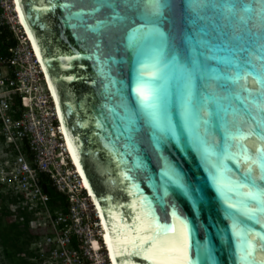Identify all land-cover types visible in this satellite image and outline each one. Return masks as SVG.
Here are the masks:
<instances>
[{"label": "water", "instance_id": "1", "mask_svg": "<svg viewBox=\"0 0 264 264\" xmlns=\"http://www.w3.org/2000/svg\"><path fill=\"white\" fill-rule=\"evenodd\" d=\"M16 1L52 85L71 149L102 214L108 241L114 236L113 224L120 227L132 223L140 198L144 197L151 201L161 223L171 224L173 208L187 217L194 226L193 236L211 241L217 264H236V242L209 179L215 157L205 158L190 146L175 96L173 121L178 139L153 128L138 104L134 85L143 59L141 45L149 41L140 33L134 45L132 34L146 22L143 16L147 0H130L139 7H122L123 19L109 23L103 32L88 28L95 18L74 15L80 8L90 7L92 0ZM118 3L123 4V0ZM161 3V13L153 21L165 37L162 62L167 64L176 57L179 63L191 67L189 61L194 57L199 62L194 76L196 97L214 94L224 106L218 115L205 117L210 122L200 126L202 134L206 129L208 144L216 145L221 140V126L225 123L243 129L253 123L242 112L245 106L251 116L264 120V88L251 78L236 83L224 79L237 69L212 58L231 54L239 63V71L264 76V12L259 0ZM229 3L237 5L236 11L226 10L224 5ZM72 4L75 7H65ZM244 5L251 10L243 11ZM199 40L208 43L200 46L195 43ZM215 48L222 50L213 52ZM216 74L221 78L214 79ZM239 143L249 151L261 147L254 140ZM229 164L236 168L234 162ZM169 168H175L184 183L197 190L199 207L167 182L164 173ZM253 227L264 231L255 223ZM255 245L264 246L261 240H256ZM124 259L146 264L138 257H120L115 264Z\"/></svg>", "mask_w": 264, "mask_h": 264}, {"label": "snow or ice", "instance_id": "2", "mask_svg": "<svg viewBox=\"0 0 264 264\" xmlns=\"http://www.w3.org/2000/svg\"><path fill=\"white\" fill-rule=\"evenodd\" d=\"M259 3L261 12H264V0H259ZM163 6L161 0H147L144 5L146 15L143 16L146 22L132 34L134 45L140 33L149 41L141 45L140 55L143 59L139 63V75L134 85L138 104L145 111L153 128L178 139L177 124L173 121L175 96L190 146L205 158L215 157L209 170V179L220 198L223 215L229 222L231 237L236 242V264H264V246L257 248L255 245L256 240H261L264 244V231H257L253 227L255 223L264 229V219L261 218L264 217V120L251 116L245 106L242 112L247 113L253 123L246 129L225 123L221 126V140L216 145L208 144L205 138L206 129L202 134L200 126L207 125L210 121L205 117L218 115L224 106L214 94L203 99L196 97L194 76L199 62L194 57L189 61L191 67L179 63L176 57L167 64L162 62L165 37L156 27L153 18L160 15ZM122 7L139 5L131 4L130 0H123V4L118 3V0H92L90 7L80 8L74 15L95 18V23L88 25V28L93 32H103L109 23L123 19ZM224 7L227 11L234 12L237 5L229 3ZM242 10L250 11L251 8L244 5ZM101 13L103 16L98 15ZM195 43L203 46L208 42L199 40ZM221 50L215 48L213 52ZM212 58L237 69L230 76L223 77L224 79L236 83L251 78L254 84L258 83L264 88V76L257 77L253 72L239 71V63L234 62L231 54ZM213 78L220 79L221 76L216 74ZM236 99L241 97L236 96ZM241 140H254L261 147L249 151L239 143ZM233 148L236 150L233 151ZM230 161L235 163V169L230 166ZM164 175L167 182L179 188L193 206L199 207L200 197L197 190L184 183L183 177L175 168H169ZM170 216L171 224L161 223L152 209L151 201L141 197L139 209L131 224L120 227L112 225L114 236L108 242L114 264L120 257L142 258L146 264H217L211 241L207 238L203 241L195 238L192 222L175 208ZM120 264H133V261L124 259Z\"/></svg>", "mask_w": 264, "mask_h": 264}, {"label": "built area", "instance_id": "3", "mask_svg": "<svg viewBox=\"0 0 264 264\" xmlns=\"http://www.w3.org/2000/svg\"><path fill=\"white\" fill-rule=\"evenodd\" d=\"M20 15L16 0H0V194L31 233L22 263L114 264L102 214L72 159L52 85Z\"/></svg>", "mask_w": 264, "mask_h": 264}, {"label": "trees", "instance_id": "4", "mask_svg": "<svg viewBox=\"0 0 264 264\" xmlns=\"http://www.w3.org/2000/svg\"><path fill=\"white\" fill-rule=\"evenodd\" d=\"M51 195L53 192L47 190ZM7 199L0 194V246L2 256L6 261L12 264H23L22 253L26 243L31 237L27 224L20 225L15 221L13 214H10L7 208ZM17 258V260L15 259Z\"/></svg>", "mask_w": 264, "mask_h": 264}, {"label": "bare ground", "instance_id": "5", "mask_svg": "<svg viewBox=\"0 0 264 264\" xmlns=\"http://www.w3.org/2000/svg\"><path fill=\"white\" fill-rule=\"evenodd\" d=\"M19 18H20L21 21L23 22V19H22L21 15L19 16ZM26 30H27V29H26ZM27 34H28V36H30V38L32 39V37H31L30 33L28 32V30H27ZM33 44H34V42H33ZM34 45H35V44H34ZM37 51H38V50H37ZM66 143H67V146H68V148H69V150H70V152H71L72 159H73L74 162L76 163V167H77V169L79 170V172H82V170H81L79 164L77 163V160H76L75 154L73 153V151H72V149H71V146H70V143H69V141H68V138H66ZM105 237H106V236H105Z\"/></svg>", "mask_w": 264, "mask_h": 264}, {"label": "rangeland", "instance_id": "6", "mask_svg": "<svg viewBox=\"0 0 264 264\" xmlns=\"http://www.w3.org/2000/svg\"><path fill=\"white\" fill-rule=\"evenodd\" d=\"M1 248L2 247L0 246V264H12L11 262L9 263L8 261H6V259L3 258ZM15 259L17 260V258Z\"/></svg>", "mask_w": 264, "mask_h": 264}]
</instances>
